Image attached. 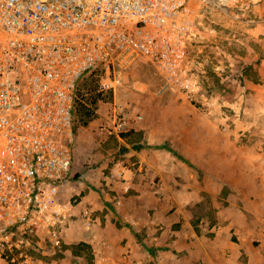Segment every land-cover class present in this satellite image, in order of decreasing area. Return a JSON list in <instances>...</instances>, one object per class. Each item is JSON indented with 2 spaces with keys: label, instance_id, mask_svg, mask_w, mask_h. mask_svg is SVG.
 Returning <instances> with one entry per match:
<instances>
[{
  "label": "built area",
  "instance_id": "obj_1",
  "mask_svg": "<svg viewBox=\"0 0 264 264\" xmlns=\"http://www.w3.org/2000/svg\"><path fill=\"white\" fill-rule=\"evenodd\" d=\"M254 6L255 0H0V259L48 264L64 255L75 222L90 231L98 223L91 205L79 208L81 194L62 199L74 180L77 90L89 72L101 67L110 78L145 62L164 80L160 93L172 91L211 115L213 103L198 105L202 86L190 49L216 16L239 23ZM121 116L103 131L125 132L130 121ZM125 172L114 168L106 189L123 183L129 192Z\"/></svg>",
  "mask_w": 264,
  "mask_h": 264
},
{
  "label": "crops",
  "instance_id": "obj_2",
  "mask_svg": "<svg viewBox=\"0 0 264 264\" xmlns=\"http://www.w3.org/2000/svg\"><path fill=\"white\" fill-rule=\"evenodd\" d=\"M230 20L217 23L240 34L223 53L228 58L229 47H238L229 59L243 85L225 118L220 107L205 115L165 93L166 101L144 108L145 120L132 121L127 135L78 128L74 180L62 199L81 194L79 208L91 205L98 223L90 231L75 222L64 255L48 264H264V0H255L251 16ZM202 46H193L199 57ZM246 132L254 138L241 143ZM110 163L111 171L125 167L129 192L123 183L106 189Z\"/></svg>",
  "mask_w": 264,
  "mask_h": 264
},
{
  "label": "rangeland",
  "instance_id": "obj_3",
  "mask_svg": "<svg viewBox=\"0 0 264 264\" xmlns=\"http://www.w3.org/2000/svg\"><path fill=\"white\" fill-rule=\"evenodd\" d=\"M232 17H229L232 24L238 23ZM215 20V26H217L215 30L202 31L203 38H200L199 41L200 44L204 45L199 49L202 57L196 55L194 50L197 49H193V47L190 49L189 57L193 62L198 81L202 86L198 105L201 106L206 102H211L214 104V108H222L225 118L228 104L239 101L242 95V93H239V88L243 85V80H241L242 76L238 71V64L236 65L233 59H229L236 54L238 47H229L231 56L228 58H224L225 53L223 51L226 50L224 46L229 40L233 44H237L240 34L229 29H227V32L219 29L218 27L221 26L218 25L220 23H217L220 22L219 15L215 17ZM210 56L215 58V62H212ZM226 72H229L227 73L229 78L226 77ZM136 83H138V87L135 86ZM163 83L164 80L157 70L145 62L134 65L127 70L112 72L110 78H108L106 71L101 67L91 71L80 81L78 86L76 112L74 115L75 135L81 126H86L92 134L101 131L104 125L111 128L114 115L118 116L120 113L122 116L125 115L130 123L137 120L140 122L144 121L146 118L145 114L148 113L147 111L144 112V108L166 101L162 97L165 93L177 96L172 91L160 93L159 90ZM143 87L145 89L141 90ZM194 107L197 109V106ZM197 110L200 111L199 109ZM150 113L152 117L157 118L159 112L151 109ZM220 113L218 110L216 116L220 117ZM129 127L121 135L129 134ZM247 137L254 138L250 132H246L240 134L239 141L248 143ZM111 149L115 150L114 148ZM112 167H114V164L110 163L107 175L111 172Z\"/></svg>",
  "mask_w": 264,
  "mask_h": 264
},
{
  "label": "trees",
  "instance_id": "obj_4",
  "mask_svg": "<svg viewBox=\"0 0 264 264\" xmlns=\"http://www.w3.org/2000/svg\"><path fill=\"white\" fill-rule=\"evenodd\" d=\"M97 69V68H96ZM95 70V69H94ZM90 73V72H89Z\"/></svg>",
  "mask_w": 264,
  "mask_h": 264
}]
</instances>
